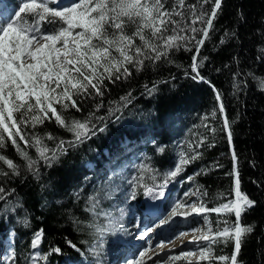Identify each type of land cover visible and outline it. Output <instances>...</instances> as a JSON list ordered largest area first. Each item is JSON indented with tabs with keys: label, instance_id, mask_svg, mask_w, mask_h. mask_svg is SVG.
I'll return each instance as SVG.
<instances>
[{
	"label": "trees",
	"instance_id": "trees-1",
	"mask_svg": "<svg viewBox=\"0 0 264 264\" xmlns=\"http://www.w3.org/2000/svg\"><path fill=\"white\" fill-rule=\"evenodd\" d=\"M173 2L168 0L169 4ZM187 3L194 4L196 0ZM214 24L215 30L198 58L199 71L223 96L238 155L241 190L256 202L242 217V223L251 225L253 231L244 237L238 264H264V88L259 86L264 80V0H223L222 13ZM192 55L183 48L173 50L168 60L155 65L146 61L139 72L132 68L127 79L115 83L105 80L103 97L78 98L81 111L70 108L63 111L64 117L89 118L94 126L106 130L72 147L66 143V153L51 166L42 162L37 165L38 175L27 168L11 142H7L6 158H13L20 165V174L0 179V184L14 190L6 205L14 207V211L7 218H0V249L12 231L17 264H34L29 259L33 254L31 240L37 230L43 229L42 244L35 251L47 255L52 247H59L63 254L49 255L47 260H39L41 264H96L99 234L88 201L90 191L99 189L109 170H113L111 167L123 163L141 168L146 165L147 170H142L143 183L147 184L148 178H154L149 184L160 183L162 174L175 164L177 144H195L201 136L207 137L199 148L201 157L187 166L183 179L201 169L205 171L185 188L191 186L195 190L199 184L207 193L203 200L209 208L227 202L226 197L232 198L234 178L228 173L233 161L223 117L218 112L213 88L192 78ZM129 93L130 101L125 105L121 98ZM213 110H217L216 118L206 120ZM204 123H210L216 132H208ZM25 131L45 138L54 136V140L45 139L49 148H55L59 140L73 139L72 133L61 128L54 118ZM159 147L164 148L162 153ZM27 151L37 159L35 149ZM2 170L11 171L0 161ZM141 198L140 195L138 199ZM215 215H209L214 223ZM220 216L222 220H235L233 215ZM24 217L27 225L22 223ZM68 241L81 251L69 247ZM212 249L218 257L232 254L234 246L231 241L218 242Z\"/></svg>",
	"mask_w": 264,
	"mask_h": 264
},
{
	"label": "snow or ice",
	"instance_id": "snow-or-ice-1",
	"mask_svg": "<svg viewBox=\"0 0 264 264\" xmlns=\"http://www.w3.org/2000/svg\"><path fill=\"white\" fill-rule=\"evenodd\" d=\"M222 10L223 0H196L194 4L187 3V0H174L171 4L168 0H70L68 3L61 0H20L18 10L11 16L5 18L0 11V161L11 170L0 171V179H11L20 174V165L13 158H6L7 142H11L27 168L38 175L37 165L42 162L45 166H51L66 153V143L72 147L106 130L94 126L89 118L68 120L63 111L70 108L81 111L78 98L92 95L103 97L105 80L115 83L127 79L132 75V68L139 72L146 61L155 65L162 59L168 60L173 50L183 48L193 53L192 78L206 82L213 88L218 112L223 117V130L231 146L233 169L228 175L233 176L234 182L232 198L226 197L227 202L211 208L206 206L203 197L207 193L199 184L195 185L194 191L184 193L185 200L177 202L169 218L162 223H168L178 215L187 219L193 214H203V227L197 226L191 230L198 251L182 250L168 259L173 262L184 259L191 264L190 258L196 257L198 261L218 259L223 264L229 261L230 264H238L244 237L253 231L251 225L242 223V217L247 210L255 207L256 202L241 190L238 155L223 96L210 80H205L201 75L198 59L201 49L215 30L214 22ZM47 25L53 27L49 29ZM221 43H224L223 39ZM259 86L264 88V80L260 81ZM130 97L131 93L121 98L125 105ZM216 116L217 110H213L205 119ZM53 118L61 128L72 133V140H59L55 148H49L45 139L54 140V136L49 134L45 138L25 131L26 128L35 129L45 120ZM203 126L210 133L216 132L210 123ZM206 140V136H201L187 148L181 145L177 162L162 174L161 183L147 187L146 194L154 199L164 198L169 184L175 182L189 164L200 159L199 148ZM27 149H35L37 159H33ZM158 151L162 153L164 148L159 147ZM142 170H147V166L144 165ZM204 171L201 169L192 176L184 177V182L195 183L196 176ZM13 191L0 184V202H3L0 204L3 216L0 218H7L8 213L14 211V207H6ZM192 196L198 202L188 203ZM130 198H135V192ZM212 213L217 217L222 213L233 215L235 220L218 219L217 224L223 223L225 226L214 230L209 219ZM22 223L28 224L27 217L23 218ZM147 234L146 230L144 236ZM43 237L44 230L40 229L31 240L33 254L29 259L37 264L41 259L47 260L49 255L63 254L59 247H52L47 255L36 252ZM200 241L206 243L200 244ZM229 241L233 242V253L214 257L212 245ZM68 246L81 251L71 241H68ZM165 246L163 242L157 245L160 249ZM150 250L141 251L139 256L144 257ZM156 255L160 253L156 252ZM17 259L15 251H6L0 258V264L4 261L17 264ZM126 264H137V261L129 260Z\"/></svg>",
	"mask_w": 264,
	"mask_h": 264
},
{
	"label": "rangeland",
	"instance_id": "rangeland-1",
	"mask_svg": "<svg viewBox=\"0 0 264 264\" xmlns=\"http://www.w3.org/2000/svg\"><path fill=\"white\" fill-rule=\"evenodd\" d=\"M11 1H13L12 7L6 3V0L0 2V11L3 12L5 18L18 10L16 4L19 5L20 0ZM61 2L68 3L70 0H61ZM46 27L51 29L53 26L47 25ZM189 144H194V142L182 141L177 144L175 163L182 150L180 146L183 145L184 148H187ZM87 167L91 169L92 165L87 164ZM111 168L113 170H109L105 182L99 189L90 191L91 194L88 196V201L94 212V228L99 234L96 245L100 247V254H95L96 264H126L127 261L133 259L137 261V264H160L161 261L164 264H189L187 260L181 259L173 262L168 257L177 255L182 250L198 251L197 242L193 240L191 230L197 226L203 227V214H193L187 219L178 215L172 217L168 223H162L163 220L169 218L173 206L177 202L185 200L184 193L194 191L190 188L191 186L185 188L188 182H184L183 176L187 172V167L175 182L169 184L165 197L161 199H154L146 194L147 187H154L159 183L149 184L154 178H148L150 180H146L149 181L147 184L143 183L145 179L142 178L143 172L139 165L129 166L123 163V165ZM133 192H135V198L131 199ZM139 194L142 197L141 200L138 199ZM193 201H197L195 196H192L187 202L192 203ZM218 219L223 221L221 216L215 218V223L212 222L214 230L217 227L225 226L223 223L217 224ZM146 230L148 234L144 236ZM11 236L12 231L0 249V258L6 251H13ZM142 236L143 238H141ZM162 242L166 246L160 249L157 245ZM199 243L206 242L200 241ZM149 249L151 250L147 251L144 257L139 256L141 251ZM156 252H159L160 255L157 256ZM213 256L216 257L214 253ZM190 260L191 264H223L218 259L210 262V260L198 261L196 257H193ZM3 264H8V262L4 261ZM38 264H41L40 261Z\"/></svg>",
	"mask_w": 264,
	"mask_h": 264
}]
</instances>
